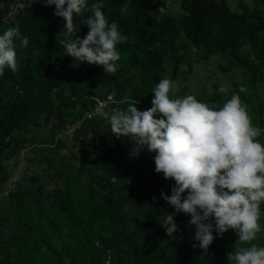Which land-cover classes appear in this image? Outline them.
<instances>
[{
	"label": "trees",
	"instance_id": "trees-1",
	"mask_svg": "<svg viewBox=\"0 0 264 264\" xmlns=\"http://www.w3.org/2000/svg\"><path fill=\"white\" fill-rule=\"evenodd\" d=\"M16 1L0 0V34L14 28L29 40L25 48L19 38L14 41L18 70L5 69L0 77V264H230L227 253L235 249L237 232L229 229L222 237L214 232V242L201 249L191 216L176 213L161 196L172 194L175 181L155 171V153L143 149L133 156L135 142L114 136L105 113L136 101L140 111L150 109L152 90L162 78L185 81L196 65L220 55L223 74L242 70L230 92L248 105L264 144V0H252L253 5L237 0L239 12L227 0H104L101 10L109 24L116 22L127 36L117 45L121 58L114 73L66 55L57 41L64 38L66 22L54 14V5L26 0L10 18ZM96 2L86 0L82 14L74 16L77 37L89 32L83 19L91 17ZM168 4H179L182 13L159 12ZM213 86L210 99L205 90L196 98L219 108L226 100L219 85ZM109 96L108 110L84 120L97 100ZM81 120L74 138L88 133L93 138L83 143V153L103 144L105 157L83 159L58 137ZM27 150L46 167L42 173L24 172L4 195L15 170L8 162H18ZM260 210L262 230L251 243L264 246V203ZM165 212L174 214V239L162 225Z\"/></svg>",
	"mask_w": 264,
	"mask_h": 264
},
{
	"label": "clouds",
	"instance_id": "clouds-1",
	"mask_svg": "<svg viewBox=\"0 0 264 264\" xmlns=\"http://www.w3.org/2000/svg\"><path fill=\"white\" fill-rule=\"evenodd\" d=\"M31 2L54 5V14L64 19V38L57 41L67 56L79 63L103 66L106 73L117 71L121 58L117 45L126 43L127 36L116 22L109 24L101 10L104 0H97L92 5L91 17L83 19L89 28L84 38L77 37L79 27L74 16L82 14L86 0ZM164 10L161 7L159 12ZM18 38L19 47H27L28 38H20L14 28L0 34V77L5 69L13 73L18 70L14 43ZM176 87L175 81L162 78L152 90L150 109L140 111L136 101L126 110L114 108L110 115L105 113L111 131L116 137L127 136L135 142L133 156H139L143 149L155 153V171L175 181L172 194L162 192L161 196L176 213L191 216L189 225L195 226V240L201 249L207 251L214 242V232L222 237L232 229L237 232L238 241L234 251L227 253L230 264H264V246L251 243L262 230L259 221L260 206L264 203V144L258 139L261 131L253 124L249 107L238 93L216 108L194 95L177 97ZM219 91L226 89L221 87ZM244 91L241 87L240 92ZM164 216L162 225L174 239L178 230L174 214L165 212Z\"/></svg>",
	"mask_w": 264,
	"mask_h": 264
},
{
	"label": "rangeland",
	"instance_id": "rangeland-1",
	"mask_svg": "<svg viewBox=\"0 0 264 264\" xmlns=\"http://www.w3.org/2000/svg\"><path fill=\"white\" fill-rule=\"evenodd\" d=\"M25 0H17L16 2L12 3L10 8H11V13L9 15L10 18H12L18 9H21L23 7V2ZM244 2L248 5H253L252 0H244ZM228 6L231 9L232 12H239L238 8V3L237 0H227ZM165 7V12L168 14L172 15H179L182 13L181 7L179 4H168L164 5ZM225 66L224 61L222 60L220 55H216L211 59L210 61L199 64L195 66V71L194 74L190 75L187 80L181 81L176 83V91L175 95L177 97H183L185 95H199L200 90H205L208 94V98L210 99V96L213 93L214 86L213 84H218L219 88L224 87L226 91L222 92L225 100H228L231 98L232 93L230 92L231 85L232 83L239 81L242 79V70L239 68L234 69L232 72L228 74H223L221 71V67ZM187 88L185 91V95H181L183 90ZM105 104V103H104ZM110 103L107 102V105H104L102 108L99 109L98 114L103 112L104 110L109 109ZM213 104V103H212ZM53 125H51L49 128H51ZM73 131H65V133L58 132L57 135L58 137H62L67 140L68 144L73 146V149L77 152L80 153V157L83 159H86L88 157H93V158H103L105 157L108 147L105 145H100L98 148L93 149V151L88 155L87 153H83V143L86 141L88 143L92 142L93 138L90 133L86 134V136L80 135L77 139L74 138V134L72 135ZM61 154L64 156H67L69 154L68 149H62ZM30 158V159H28ZM17 160H11L13 164H10L8 162V165L10 167H16L20 161H23L25 163V171L24 172H30V171H36L38 173H42L43 169L46 167V165H39L37 160L34 159V155L29 152V150L24 151L21 153L19 156L18 162ZM73 164L78 165V160L73 158ZM15 172V170L12 172V174ZM11 174V175H12ZM24 175V174H22ZM23 177V176H22ZM60 184V183H59ZM15 187L9 186L8 182L5 184V191L4 195H7L9 190L14 189Z\"/></svg>",
	"mask_w": 264,
	"mask_h": 264
},
{
	"label": "built area",
	"instance_id": "built-area-1",
	"mask_svg": "<svg viewBox=\"0 0 264 264\" xmlns=\"http://www.w3.org/2000/svg\"><path fill=\"white\" fill-rule=\"evenodd\" d=\"M112 99H113L112 96H109L108 100H106V101L97 100V104H96L94 110L91 112H87L84 120L85 119H92V118L97 117V116H101L104 111L98 114L99 109L102 108L104 105H107V102L111 103ZM82 123H83V120L77 121L75 124L69 125L67 127L66 131H68V130L73 131L72 132V135H73L76 130L81 128ZM10 164H13V163L10 162ZM16 165L17 166L15 167V172L10 176V178L8 180L9 186H12V187H16L21 182L22 176H23L22 174H24V171H25V167H24L25 163L23 161H20Z\"/></svg>",
	"mask_w": 264,
	"mask_h": 264
}]
</instances>
